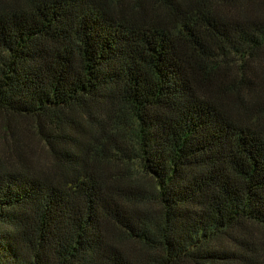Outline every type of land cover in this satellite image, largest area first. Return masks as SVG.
I'll return each instance as SVG.
<instances>
[{
	"label": "trees",
	"instance_id": "16d2710c",
	"mask_svg": "<svg viewBox=\"0 0 264 264\" xmlns=\"http://www.w3.org/2000/svg\"><path fill=\"white\" fill-rule=\"evenodd\" d=\"M0 264H264V0H0Z\"/></svg>",
	"mask_w": 264,
	"mask_h": 264
}]
</instances>
